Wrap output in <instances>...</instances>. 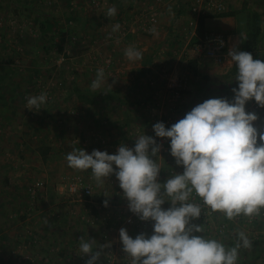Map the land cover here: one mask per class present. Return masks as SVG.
Here are the masks:
<instances>
[{"label":"rangeland","instance_id":"1","mask_svg":"<svg viewBox=\"0 0 264 264\" xmlns=\"http://www.w3.org/2000/svg\"><path fill=\"white\" fill-rule=\"evenodd\" d=\"M244 1L254 9L264 7V0ZM191 3L0 0V264H86L96 252L95 264H131L120 229L133 239L153 234L154 222L128 212L115 166L113 174L97 182L91 169H72L65 157L74 149L116 154L121 145L131 149L146 135L160 146L155 155L149 149V155L160 170L161 195L166 181L183 173L170 155V140L156 137L153 126L170 127L169 120L174 125L208 99L232 101V89L238 88L235 64L223 83L203 81L205 70L198 63V75L192 72L189 61L198 54L192 45ZM109 8L116 9L114 16L106 15ZM116 24L120 27L113 31ZM129 47L142 58L128 60ZM99 69L104 78L93 91ZM140 70L145 74L138 80ZM74 87L95 94L97 101L79 102L71 94ZM41 93L47 94L46 103L38 112L28 109L27 98ZM254 102L246 103V112L255 113ZM257 117L259 136L264 108ZM41 147L50 149L45 159ZM77 180L91 193L71 194ZM163 198L161 207L167 210L171 201ZM209 214L190 221L202 229L192 235L231 249L242 232L251 246L238 249L236 264H264V209L258 219L228 220L210 209ZM82 240L94 241L91 254L81 253Z\"/></svg>","mask_w":264,"mask_h":264},{"label":"clouds","instance_id":"2","mask_svg":"<svg viewBox=\"0 0 264 264\" xmlns=\"http://www.w3.org/2000/svg\"><path fill=\"white\" fill-rule=\"evenodd\" d=\"M115 14L116 9L109 8L106 15ZM119 27L114 25L113 31ZM124 54L128 60L142 58V53L131 47ZM228 56L238 70L232 101L208 99L167 130L162 122L153 126L156 137L170 140V155L184 169L166 181L163 195L157 182L159 167L149 155V149L155 155L160 148L152 137L141 135L133 148L121 145L116 154L74 149L65 157L72 169H91L97 182L113 174L115 166L129 210L141 221L154 222L148 238L141 233L133 239L126 229H120L119 239L131 264H236L238 249L251 246L242 232L238 234L240 243L231 249L217 240L192 235L202 231L190 225L200 216L201 208L187 202L195 192L207 208L223 213L228 220L240 215L253 217L264 209V130L258 136L254 126L257 115L245 111L250 100L264 108V61L235 48ZM103 78L104 70L99 69L90 86L93 91L101 87ZM46 101V93L29 97L27 108L38 112ZM163 196L171 201L167 210L161 207ZM93 243L82 240L81 253L91 254ZM99 255L92 254L86 264H95Z\"/></svg>","mask_w":264,"mask_h":264},{"label":"trees","instance_id":"3","mask_svg":"<svg viewBox=\"0 0 264 264\" xmlns=\"http://www.w3.org/2000/svg\"><path fill=\"white\" fill-rule=\"evenodd\" d=\"M209 16H201L198 18L195 29L193 28L194 37L192 45L198 43L200 39L203 38L204 34L207 32L205 27V20L209 18ZM217 17H234L236 20V31L241 35V51L248 52L252 56L262 49L263 44V29H262V13L258 10L248 7L247 2H244L243 6L240 10L231 11V12H223L217 15H213ZM44 23L42 24V26ZM154 57H149L148 61L144 63L143 67L147 66L150 62H152ZM189 65L192 69V72L198 75L197 70V62L195 60L189 61ZM234 71H238L237 67H234ZM145 74V70H140L141 76ZM226 75H203L202 80L205 82H220L225 80ZM71 94L77 98V100L86 105H93L97 101V96L95 94L90 93L89 91H83L79 87H74L71 90ZM170 127H165V129H169ZM48 147H41L40 152L42 157L45 159L49 152Z\"/></svg>","mask_w":264,"mask_h":264},{"label":"built area","instance_id":"4","mask_svg":"<svg viewBox=\"0 0 264 264\" xmlns=\"http://www.w3.org/2000/svg\"><path fill=\"white\" fill-rule=\"evenodd\" d=\"M188 9L194 16V19L190 22V25L195 29L199 17L223 13L226 9V4L224 0H192V3ZM227 49L228 39L226 35L220 31H207L203 38L200 39L197 44L193 45V50L198 54V56H207L217 62H219L225 55ZM252 108L256 115H258V111H260L261 108L256 104V102L253 103ZM40 185L41 183L36 184L37 187ZM69 191L71 194H77L80 192L88 195L91 193V188L85 186L81 180H77L70 185ZM195 199H197V205L199 203L201 208V214L198 219L202 221L206 220V218L210 215L209 208L203 204V201L195 194V192L191 194L187 202L193 203ZM127 209L128 212L132 213L129 210L128 204ZM254 217L256 216L251 218L253 219Z\"/></svg>","mask_w":264,"mask_h":264},{"label":"crops","instance_id":"5","mask_svg":"<svg viewBox=\"0 0 264 264\" xmlns=\"http://www.w3.org/2000/svg\"><path fill=\"white\" fill-rule=\"evenodd\" d=\"M241 1L242 0H224L226 4V9L224 12L240 10L241 7L243 6V3L246 2L244 0L242 2ZM248 7H251L250 2ZM255 9L258 10L263 15L262 29L264 36V7L255 6ZM208 21L211 23V26L208 25ZM205 27L207 31H220L224 33L228 39V49L226 51V54L221 58L219 62L214 61L212 58L207 56H198V58H196L198 67L200 66V68L205 70V71L202 70L203 72H205L204 75H226L228 73V70L232 68L235 64L234 62H231V58L228 56L229 50L235 48L236 50L241 51V45H240L241 35L236 31L237 28L236 20L234 17L231 16L217 17L212 15L205 20ZM253 59L264 61V37H263L262 49L253 55ZM224 81L225 80H222L220 82L223 83ZM173 122L174 121L172 120V123ZM172 123L170 120L168 121L170 127L172 126ZM142 125H145V123H142ZM142 125H140V127H143ZM58 189L60 192H62L61 191L62 188H58ZM73 207H75V205ZM259 215H256L257 219L259 218Z\"/></svg>","mask_w":264,"mask_h":264}]
</instances>
